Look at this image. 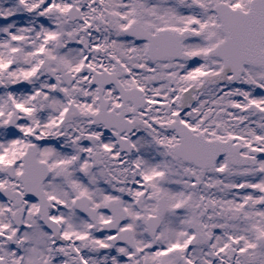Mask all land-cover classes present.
<instances>
[{
  "label": "snow or ice",
  "instance_id": "snow-or-ice-1",
  "mask_svg": "<svg viewBox=\"0 0 264 264\" xmlns=\"http://www.w3.org/2000/svg\"><path fill=\"white\" fill-rule=\"evenodd\" d=\"M0 264H264V0H0Z\"/></svg>",
  "mask_w": 264,
  "mask_h": 264
}]
</instances>
